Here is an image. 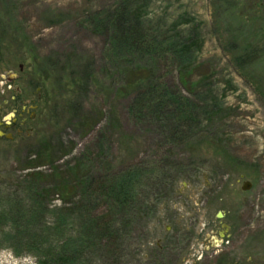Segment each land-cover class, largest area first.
<instances>
[{"label": "rangeland", "instance_id": "1", "mask_svg": "<svg viewBox=\"0 0 264 264\" xmlns=\"http://www.w3.org/2000/svg\"><path fill=\"white\" fill-rule=\"evenodd\" d=\"M217 3L0 0V122L16 120L13 139L0 140V264H39L58 246L50 233L63 198L53 191L57 169L72 182L138 173L132 211L112 219L120 232L112 247L91 244L70 264H264L263 42L252 64L236 58L240 43L264 41V0H232L227 13ZM116 11L141 18L161 44L194 42L190 57L170 50L151 64L168 91L195 108L199 127L186 143L171 141L169 114L151 111L160 97L149 84L125 89L132 62L119 60L115 30L104 22ZM68 100L80 104L79 115L49 113ZM80 116L91 129L79 126ZM45 141L49 162L34 182L27 160ZM35 185L49 192L48 208L28 227L15 219L16 203L34 204ZM82 196L67 205L75 237Z\"/></svg>", "mask_w": 264, "mask_h": 264}, {"label": "trees", "instance_id": "2", "mask_svg": "<svg viewBox=\"0 0 264 264\" xmlns=\"http://www.w3.org/2000/svg\"><path fill=\"white\" fill-rule=\"evenodd\" d=\"M217 4L226 13L234 7L232 0H218ZM101 19V17H95L93 21L100 22ZM104 22L115 30V35L110 41L119 49V60L129 59L132 62V68L128 71L129 78L127 76L128 81L125 89H139L145 83L149 84L150 93H158L160 97L156 101L155 106L151 107V111L159 114H169L171 116L169 117L170 120L173 121V129L170 133L172 136L171 141L177 144L186 143L187 140L195 135L194 131L199 127V122L195 118L197 114L195 108H193L188 99L182 96L179 97L173 94L172 91L169 92L166 84L162 81L163 79H161V76L151 64L166 52H170V50L180 60L190 57L192 53L191 45L194 42L192 40L184 44H176L171 40H165L167 44L156 42L155 39L150 37V33L142 19L134 17L131 11H116L108 14ZM258 42H263L261 48H264V41L258 38L252 41L250 45L240 43L236 47V51L239 53V56L236 57L237 61L243 62L245 65H250L257 61L258 53L261 50ZM259 48L260 50H258ZM59 69H62V67L59 66ZM86 77L90 79L91 76L86 74ZM72 84L77 86L76 88H79V90H84L87 87L86 85L80 87V83L77 80H74ZM55 102V108L49 112L53 116L58 118L60 114L63 115L60 110L62 112L66 111L73 118L79 115L80 104L76 100H68L65 103H59L60 105L57 104V101ZM136 105L142 110L147 108L150 111L140 97H137ZM59 106H62V108L60 109ZM214 109H217L215 104L210 107V111L213 114L216 112H214ZM89 121L80 116L78 123L79 126L87 128L89 127ZM48 145L46 141L43 142V151L34 156L33 160H27L34 163L27 164L26 170L28 173L26 177L34 182L41 181L44 177L40 166L42 167L43 164L49 162L44 160L45 154L48 155ZM37 165H39V168H37ZM62 174L64 173L60 169L55 170L52 174V177L55 178V189L53 191L63 197L58 208L60 213L53 225L52 232H50L53 235L55 231V235L58 236L56 238L58 246L43 259L40 258L39 264H70L71 262H77L79 251L87 249L94 243H110L112 247V244H114L112 242L116 241L120 235L115 222H112L113 217H115L117 211L122 213L126 210L132 211L135 205L139 183L137 172L129 171L112 180L93 179L91 177L87 180L86 178L77 180V182L65 179ZM79 190L84 195L80 206L83 212V219L81 224H79V230L76 233L77 237H75L68 230L67 221L72 216V210L67 208V205L69 204L68 200L72 198L71 196ZM33 192L36 196L34 204H27L22 199H19L16 203L19 212L15 219L20 224L26 223L28 226L30 222H35L40 217L43 218L46 213L45 210L48 208V204H45L44 199L49 192L46 188H42L39 185H35ZM104 207L106 208L103 210ZM48 238L51 237L48 236ZM19 241L22 242V237L19 238Z\"/></svg>", "mask_w": 264, "mask_h": 264}, {"label": "water", "instance_id": "3", "mask_svg": "<svg viewBox=\"0 0 264 264\" xmlns=\"http://www.w3.org/2000/svg\"><path fill=\"white\" fill-rule=\"evenodd\" d=\"M14 115H12V117H13ZM10 118V117H9ZM8 121H9V119H7L6 120V128H8V126H9V124L10 123H8ZM3 123H1L0 122V126L2 125ZM0 138H5L6 140H12L13 139V137H12V135L11 134H6V133H4L3 131H1L0 130ZM250 184L249 183H246L245 184V186H244V188H243V190L244 191H247L249 188H250ZM225 235H222L221 237H224ZM215 243H217V240L215 241Z\"/></svg>", "mask_w": 264, "mask_h": 264}, {"label": "flooded vegetation", "instance_id": "4", "mask_svg": "<svg viewBox=\"0 0 264 264\" xmlns=\"http://www.w3.org/2000/svg\"><path fill=\"white\" fill-rule=\"evenodd\" d=\"M6 125H7L6 123L2 124L0 126V130L3 131L4 133L8 134V131H11V130L16 128V120H13L12 123L9 124L8 128H6ZM1 139L6 140L5 138H0V140Z\"/></svg>", "mask_w": 264, "mask_h": 264}]
</instances>
